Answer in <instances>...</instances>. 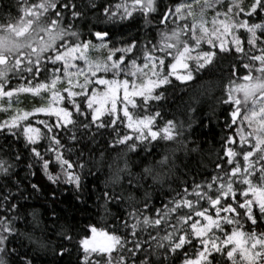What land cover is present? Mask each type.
Instances as JSON below:
<instances>
[{"label": "snow or ice", "instance_id": "1", "mask_svg": "<svg viewBox=\"0 0 264 264\" xmlns=\"http://www.w3.org/2000/svg\"><path fill=\"white\" fill-rule=\"evenodd\" d=\"M220 7L224 10H218ZM157 10V0H120L115 4L109 0L100 6L102 19H98L99 24L112 22L113 27L85 24V35L78 22L97 11L95 0H19L17 17L0 18V111L9 113L8 119L0 121V132L21 133L49 181L56 184L62 177L65 184L79 190L82 177L77 169H83L84 164L66 155L71 152L65 147L68 141L81 143L93 127L116 132L126 121L140 142H176L182 135L176 121L167 120L157 127L159 111L134 118L129 106L138 107L137 97L143 106L163 101L173 78L187 83L202 72L227 71L229 85L221 103L232 108L225 121L230 134L221 141L213 173L201 183L193 181L182 188L159 208L152 207L145 194L143 208L137 209L135 193L140 181L149 177L153 183L163 182L166 174L155 169L170 170L171 159L163 155L155 167L145 168L133 185L128 161L122 156L112 158L108 164L112 187L103 193V199L117 204L127 200L132 202V210L111 233L91 227V236L80 244L84 264H91V253L105 254L107 264H164L163 259L155 258L159 249L166 254L182 253L183 264H214L217 256L225 258L223 264H264V231L244 230L245 223L250 229L264 225V0L247 4L245 0H228L226 7L221 0L165 5L160 25L181 23L159 32L156 43L117 37V21L137 12L146 18ZM208 10L214 11L210 22ZM202 45H207V50ZM225 62L227 69L222 67ZM237 73L246 74L239 77ZM237 79L242 82L236 83ZM99 86L105 91L98 92ZM22 94L38 97L43 103L30 110L14 108ZM40 116L45 118L38 119ZM41 140L47 142L43 151L39 150ZM116 144L135 150L132 135L117 132ZM20 158L15 156L17 161ZM10 167L0 159V173L7 174ZM115 187L133 191L124 197ZM0 199L7 202L0 215V264H9L7 257L18 255L16 248L9 247L17 237L24 236L38 247L45 245L31 233L20 232L18 217L10 215L18 210L10 195ZM147 211L152 215H145ZM39 223L33 212V227ZM142 225L158 234L166 232L163 237L148 234L149 240L156 242L152 251L145 247L151 248L148 240L138 239ZM120 228L126 230L125 235L116 234ZM186 248L195 250L194 259L187 258ZM20 264H33V260L20 256Z\"/></svg>", "mask_w": 264, "mask_h": 264}, {"label": "trees", "instance_id": "2", "mask_svg": "<svg viewBox=\"0 0 264 264\" xmlns=\"http://www.w3.org/2000/svg\"><path fill=\"white\" fill-rule=\"evenodd\" d=\"M190 1V0H187ZM89 2V0H84ZM109 0H95L97 11L88 13V20L78 22L81 30L87 34L88 25L99 24L100 6ZM120 0H111V3H119ZM158 10L146 18L139 12L134 13L132 18L115 23L117 37L121 39L138 38L140 41L151 40L156 43L159 39L158 33L167 31L181 23H168L167 26L160 25V13L165 5L171 7L185 0H157ZM228 0H221L226 7ZM251 0H245L250 3ZM19 0H0V18L17 17ZM223 11L224 7L218 8ZM214 11L208 10L206 18L211 21ZM99 17V19H98ZM0 22H3L0 19ZM258 22V21H257ZM99 27H113L112 22L107 25L99 24ZM209 27L211 24L209 23ZM96 30H99L98 28ZM90 38V37H89ZM207 50V45H202ZM247 47V46H246ZM195 54V53H193ZM247 63V61H245ZM227 69L228 63L222 64ZM246 73H237L242 77ZM242 80L237 79L236 83ZM20 83H24L23 80ZM229 85V74L218 68L213 72H202L194 81L183 83L175 78L172 86L167 88L163 101H149L146 106L141 105V99H136L137 108H130L135 118L150 116L159 111L161 116L155 120L157 127H163L167 120H174L182 130L180 139L176 142L143 141L136 140L132 130L126 127V121L121 124L116 132L111 128L97 130L93 127L83 138L81 143L68 141L65 145L70 148L73 161L78 158L84 164L83 169H77L82 177V186L79 190L72 185L65 184L61 177L60 182L53 184L47 175L35 162L31 155L30 146L24 140L21 133L15 136L11 133L0 132V159L6 160L11 167L7 174L0 173V197L10 195L12 203L18 205V210L10 215H16L17 227L21 233H31L33 239H38L45 246L38 247L29 242L24 236L17 237L9 247L16 248L18 255L8 256L9 264H20V256L27 255L33 260V264H84V251L80 241L86 236L90 237V228L95 227L97 231L111 233L114 228H119V221L125 218L126 213L132 210V202L124 200L117 204L115 201L105 202L103 193L112 187L110 184L111 173L108 164L112 158L122 156L128 161V169L132 173V184L136 185L138 177L145 168L155 167L163 155L171 159V168H156L158 172L166 174L163 182L153 183L152 179L146 177L139 183V191L135 193L137 200L135 208H143L145 194L152 207L159 208L162 203L171 200L182 188L193 183L205 181L210 173H213L215 162L221 155V141L228 135L225 121L231 106L221 103L225 99V89ZM38 99V98H37ZM45 117L40 116L38 119ZM8 119L0 111V121ZM107 122V115L103 117ZM119 123V121H118ZM38 126V125H36ZM43 131V130H42ZM75 131V129H73ZM117 132L122 135H132L135 140V150H129L128 145L116 144ZM80 133H77L79 136ZM132 141L129 142L131 145ZM47 147V142H39V150ZM82 153V155H81ZM21 157L18 161L15 156ZM31 165V168L29 167ZM128 178L124 184L127 186ZM36 185V188L32 186ZM128 191L133 189H122L115 187L116 193L123 192L124 197ZM7 202L0 199V215L4 213ZM105 208L108 211H105ZM38 214L39 225L33 227L32 213ZM151 216V211L144 213ZM133 221H129L132 223ZM138 239L141 242L149 241L152 251L156 242L149 240L148 234L163 237L166 232L159 234L152 228L143 226ZM245 231H264V225L250 229L244 224ZM170 231V229H169ZM126 230L120 228L116 233L125 235ZM66 236H70L71 240ZM131 240V236L128 237ZM166 243V242H165ZM129 243L128 247H131ZM187 258H195V250L186 248ZM63 253V254H61ZM157 261L164 260V264H183L184 255L166 254L163 249L156 251ZM224 257L217 256L214 264H223ZM91 264H107V257L103 253H91L89 255Z\"/></svg>", "mask_w": 264, "mask_h": 264}, {"label": "rangeland", "instance_id": "3", "mask_svg": "<svg viewBox=\"0 0 264 264\" xmlns=\"http://www.w3.org/2000/svg\"><path fill=\"white\" fill-rule=\"evenodd\" d=\"M187 2H191V0L190 1H187ZM197 11H198V9H197ZM107 78H109V79H111L112 77L111 76H108ZM97 91L98 92H103V91H105V88H104V86H99L98 88H97ZM120 95L122 96V92L120 93ZM38 97H33V96H31V95H27V94H22L19 98H18V100H19V102L18 103H13V107L14 108H21V109H24V110H30L31 108H33V107H37V106H40L42 103H43V101L40 99V98H38ZM138 98V97H137ZM136 98V99H137ZM46 99V98H45ZM5 107L7 106L6 104L4 105ZM119 107H121V105L119 104V102H118V108ZM130 108H131V106H129V110H130ZM2 112V111H1ZM122 114V113H121ZM3 116H7V117H9V113H5V112H3ZM134 117V116H133ZM135 118V117H134Z\"/></svg>", "mask_w": 264, "mask_h": 264}]
</instances>
